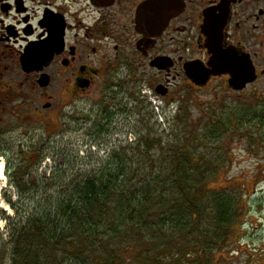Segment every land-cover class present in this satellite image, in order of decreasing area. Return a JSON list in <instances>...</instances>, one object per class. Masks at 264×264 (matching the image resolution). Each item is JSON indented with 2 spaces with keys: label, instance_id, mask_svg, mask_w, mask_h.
<instances>
[{
  "label": "flooded vegetation",
  "instance_id": "flooded-vegetation-1",
  "mask_svg": "<svg viewBox=\"0 0 264 264\" xmlns=\"http://www.w3.org/2000/svg\"><path fill=\"white\" fill-rule=\"evenodd\" d=\"M18 84L47 100L34 107ZM178 84L209 98V118L233 104L231 129L263 137L264 0H0V102L27 100L6 114L45 136L83 127L129 152L150 136L146 109L176 114ZM87 96L95 116L75 119Z\"/></svg>",
  "mask_w": 264,
  "mask_h": 264
},
{
  "label": "rangeland",
  "instance_id": "rangeland-1",
  "mask_svg": "<svg viewBox=\"0 0 264 264\" xmlns=\"http://www.w3.org/2000/svg\"><path fill=\"white\" fill-rule=\"evenodd\" d=\"M18 85L20 98L25 94L32 95L31 104L34 107L47 100L41 99L43 92L39 87L33 90L26 84ZM207 99L184 84H178L176 114L169 113L168 108L164 111V106L160 114L157 110L146 109L144 116L153 120L148 126L150 136L140 143L134 141V146L128 142V153L108 151L105 145L95 146L92 143L100 144V139H94L89 130L83 127H65L60 132L45 136L41 125L25 126L23 121L28 120L6 114L11 106L27 103V100L18 99L13 104L1 100L0 163L3 162L5 166V180H0V264H12L14 238L22 234L30 219L57 210L58 203L67 194L71 197L75 194L72 193L74 183L104 181L103 176L110 181L109 198L103 204H96L95 217L88 222L95 228V237L103 240L99 246L126 249L141 246L139 243L142 240L158 241L156 238L159 237H176L183 220L185 226L189 224V227L184 233L186 240L179 242V250L182 247L205 252L214 249L213 264H264V160L257 157L264 155L261 148L264 136L231 129L232 119L226 116L233 113V104L226 105L223 112L218 111L219 114L224 113L223 118L211 119L215 116L211 110L215 111L217 107L207 105ZM92 102V96L83 97L81 107L85 110L79 115L74 114V118L95 116L91 112ZM241 109H253L252 115H255L254 108L247 100L242 102ZM66 111L69 112V109ZM204 112H210L211 118ZM175 116L178 117L176 121L173 120ZM157 117L159 121L160 118L164 120L162 125L156 122ZM157 128H162L164 132ZM102 141L111 142L112 138ZM112 144L115 145V141ZM31 150H38L42 156L41 162L32 167L27 159ZM38 159L36 155L34 163ZM121 161H125L127 166L115 165V162L118 164ZM188 163L193 169H189ZM14 173L17 174L16 179L13 178ZM187 183L195 185L191 188L194 200L198 202L193 203L196 208L195 216L191 219ZM136 201H139V213H143L139 226L127 224L128 229L126 225L123 227L118 223L119 227L122 226L121 234L109 240L106 233L109 224L125 221L131 215L130 206L137 205ZM221 206L223 214L230 220V231L226 238L219 228L215 227L213 232L215 223L211 218L217 221ZM144 207L143 212L141 209ZM170 210H178L181 218L180 221L172 219L169 223L171 228H165L163 235L162 230L159 231V222H168L173 218L171 216L174 215H164ZM155 215L158 217L154 218ZM142 225L144 227L139 228ZM148 230L159 233L152 237ZM158 242L162 243L161 247H166V241ZM142 248L151 256L156 253L149 246ZM179 252L181 256L184 255L183 251ZM179 252L175 251V254ZM133 256L134 252H131V256L122 255L119 264H142ZM153 258L158 259V256L154 255ZM189 258L192 260L194 256L189 254ZM201 259L208 260L204 256ZM172 261L173 257H170L167 264ZM91 262L89 259L86 264ZM63 264H69V260Z\"/></svg>",
  "mask_w": 264,
  "mask_h": 264
},
{
  "label": "trees",
  "instance_id": "trees-1",
  "mask_svg": "<svg viewBox=\"0 0 264 264\" xmlns=\"http://www.w3.org/2000/svg\"><path fill=\"white\" fill-rule=\"evenodd\" d=\"M28 164L30 167L33 165H38L41 162L42 156L38 151H32L28 153ZM39 156V159L36 163H34L35 156ZM192 157V156H190ZM189 164V163H188ZM117 167L122 165L127 166L125 161L115 162ZM189 169H193V167L189 164ZM58 170V169H57ZM17 177V174L14 173L13 178ZM120 177V176H119ZM104 181L92 182L87 181L85 183L77 182L74 183V188L71 197L69 194L65 196V199L58 203V209L53 212H46L42 214L41 217L36 219H30L27 226L24 227V231L17 238H14V250H13V261L12 264H63L65 261L69 260V264H86L90 259L92 264H119L122 261V255L131 256V252H134L133 259L142 262V264H167V260L170 257H173V263L171 264H182V262H187L185 264H213L212 254L213 251L205 252L199 250H187L182 247L181 250L178 247L181 246L180 241H185L186 234L185 230L188 226L183 223L180 224L179 228L181 229L180 233L176 237H159L156 238L158 241H166V247H161L160 242L155 239L151 241L142 240L139 244L141 246H129L126 249L122 248H111L105 246H99L103 243L102 238L97 239L95 228H93L88 223L92 220V217H95L94 208H96V204H103L105 199H107L108 191H109V180L108 177ZM179 179L177 180V182ZM183 184V180L181 181ZM22 184V182H21ZM21 184H16L18 187H22ZM63 184V183H61ZM78 184V185H77ZM192 183H187V202L189 209L191 210L190 219L195 216L194 205L198 202L194 200V194L192 190ZM104 188V190H102ZM190 190V191H188ZM71 192V191H70ZM101 193L105 196L102 198ZM121 202H123L121 200ZM137 205L130 206L131 215L126 218L125 221L119 220L109 224L108 231L106 232L109 237L108 239L117 238L121 234L122 226L126 225V228L129 229L127 224L138 227L141 223L142 214L138 211L139 201L135 202ZM194 203V205H193ZM123 205V204H120ZM123 207H128V205H123ZM122 207V208H123ZM145 207L141 210L144 212ZM177 211V212H176ZM173 212L175 214H173ZM152 213V212H150ZM179 211H169L167 212V216H171L168 222L160 221L159 222V231L161 234L165 235L163 230L169 227V223L172 219L175 221H180ZM219 214L217 221L214 218L213 223L215 226L213 228V232L216 228H219L224 233L225 238L229 233V223L230 220L226 215L223 214V208H219ZM178 215V218H175ZM157 215L154 216V218ZM158 217V216H157ZM65 220V222H62ZM126 222V223H125ZM121 223L122 226H118L117 224ZM154 224L151 223V225ZM144 225L139 228H143ZM152 233V237L156 236L157 231L148 230ZM157 233V234H156ZM119 234V235H118ZM213 234V233H212ZM135 236V235H134ZM173 248H171V245ZM169 245V246H168ZM149 246L151 249L155 250V254L158 256V259L153 258L151 253L147 254V252H143L142 247ZM175 251H183L184 255L181 256V252L175 254ZM189 254L194 256V259L189 258ZM207 257L208 260L201 259V257ZM186 259L188 261H186ZM191 260V261H189ZM202 260V261H201ZM74 261V263H72ZM124 264V263H123Z\"/></svg>",
  "mask_w": 264,
  "mask_h": 264
},
{
  "label": "bare ground",
  "instance_id": "bare-ground-1",
  "mask_svg": "<svg viewBox=\"0 0 264 264\" xmlns=\"http://www.w3.org/2000/svg\"><path fill=\"white\" fill-rule=\"evenodd\" d=\"M4 169H5L4 163L1 162L0 163V180L1 181L5 180Z\"/></svg>",
  "mask_w": 264,
  "mask_h": 264
},
{
  "label": "water",
  "instance_id": "water-1",
  "mask_svg": "<svg viewBox=\"0 0 264 264\" xmlns=\"http://www.w3.org/2000/svg\"><path fill=\"white\" fill-rule=\"evenodd\" d=\"M42 87H45L47 84H40ZM198 85H202V84H198Z\"/></svg>",
  "mask_w": 264,
  "mask_h": 264
}]
</instances>
